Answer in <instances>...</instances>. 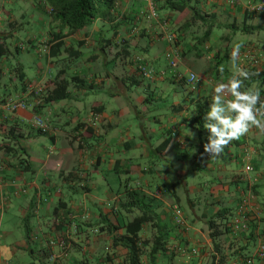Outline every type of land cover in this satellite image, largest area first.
Instances as JSON below:
<instances>
[{
    "label": "crops",
    "instance_id": "1",
    "mask_svg": "<svg viewBox=\"0 0 264 264\" xmlns=\"http://www.w3.org/2000/svg\"><path fill=\"white\" fill-rule=\"evenodd\" d=\"M132 2L133 0H120L118 9L122 12L118 11L117 14H124L125 8ZM22 16L24 17L23 14ZM102 25V22H97L93 32L99 31ZM0 26V31H3L0 37L12 35L5 33L10 29L6 28L7 23L4 24V20L0 22ZM146 27L145 32L148 33L160 30L157 25L148 24ZM162 29L166 30L165 27ZM89 36L94 38L93 35ZM118 38L119 36L115 41H119ZM70 39L65 37V44H73L78 48L75 44H79L81 39ZM6 42L8 44V39ZM93 44L95 47V41ZM156 47L149 45L147 50L141 52L142 56L138 57L146 59L149 66L156 70L168 69L167 63L162 62L165 50L160 51L159 47L156 50ZM105 54L108 57L104 64L116 59L122 70L107 71L99 76L91 75L90 83L86 86L74 89L69 87L66 99L50 103L43 101L37 110H34L37 101L34 94L27 97L30 104L28 109L13 113L0 107V133H9L11 130L8 138L5 137L1 141L9 142L10 147L0 149V255L12 264H129L128 249L123 236L126 234V223L139 215V210L133 206L127 210L126 204L123 203L129 201V191H136L139 199L150 203L161 215V221L168 228L169 247L179 243L181 246L185 244L186 247L193 244V249L199 250V254L194 255L198 257V264H244L245 253L249 254L248 257L253 256V264H261L263 260L256 254V244L264 241L263 203L259 202L256 207H250L253 212L248 231L228 232L219 237L222 245L220 251L215 249L209 235L208 221L212 216L227 209L229 219L237 212L241 199L250 198V187L256 190L257 184L252 182L245 167L243 171L235 172L229 165H221L213 177L215 182H212L208 193H203L202 185L189 186L185 181L190 171L188 169L197 165L198 161L203 164L205 158L213 157L201 152L204 144L195 146L198 154H189L188 150L193 148V137L192 132L187 129L196 125L194 117L199 103L208 102L210 106L215 86L211 81L202 78L199 86L189 87L186 98L193 105L191 111L186 104L181 105L178 100L173 101L171 114L167 115L166 121L160 118L164 114L153 113L150 120L160 127L156 138H152L155 129L147 127V118L142 117L141 142L139 145L131 144L132 139L126 138L122 130H116L119 127L115 119L129 111L126 103L121 102L119 106L116 104L114 108H107L103 101L95 100L89 107L82 99L89 90L93 92L97 86L104 87L107 84L110 95L117 99L120 94L125 93L128 77L130 84H138L134 78L136 75L132 74L130 69L132 65L126 64V53L120 45L106 47ZM62 55L63 53L60 56ZM1 62L0 83L6 72L2 67L4 59ZM182 66L189 68L185 64ZM9 78L13 80L14 74ZM26 79L28 80L27 76ZM141 79L146 80V83L140 84H144L150 91L167 87L172 82L179 85L180 82L169 76ZM51 85L52 81L50 87ZM22 91L23 89H19L15 97L0 92V103L4 98L8 100L20 97ZM163 98V95L149 94L139 97L138 102L142 108L147 109L146 103ZM34 111L43 114L49 122L52 116H56L57 124L53 125L51 122L49 134L52 146L47 147L33 138L35 135L30 131V127L35 129L32 125ZM69 112L79 118L78 122L74 121L73 117L70 120L64 118L70 116ZM98 113L100 117L95 119V114ZM82 114L84 120H80ZM118 131L123 135H118ZM260 134L264 132L260 133L257 127H252L246 135L228 144L234 147L239 156L224 152L227 151L224 149L214 158L228 154L230 161H239L246 148L254 156H260L261 150H264V144H259L257 140ZM15 135H19L18 142L16 138L12 140L11 136ZM166 139L170 141L166 150H155ZM144 160L149 163L143 164ZM210 161V169L206 167L203 173L212 174L215 168L217 169L213 160ZM132 167H135V170L130 172ZM195 169L199 171L201 167L196 166ZM119 173H127L129 178L111 176ZM133 175L138 178L131 177ZM242 181L245 182L244 185L241 184ZM179 183L185 185L183 195H186L194 219L204 225L193 226L191 233L182 231L174 222V205L182 208V194L176 190ZM233 186L236 189L234 191ZM193 192L201 194L198 198L203 205L202 209L197 207L199 202L192 199ZM183 212L188 219L186 212ZM26 222L29 239L26 236ZM157 230V227L146 224L139 236L149 238L150 232L158 235ZM252 230L256 241L250 237ZM140 240L138 243L141 246L144 243ZM244 246L246 248L240 250ZM147 259L143 255V264H151Z\"/></svg>",
    "mask_w": 264,
    "mask_h": 264
},
{
    "label": "rangeland",
    "instance_id": "2",
    "mask_svg": "<svg viewBox=\"0 0 264 264\" xmlns=\"http://www.w3.org/2000/svg\"><path fill=\"white\" fill-rule=\"evenodd\" d=\"M240 1L241 2L239 3L241 4L237 7H234L233 3H235V0H202L201 8L204 12H207L209 14L215 13L218 21L223 23H236L237 25H239L242 24L244 20H246L250 24L264 25V9L260 12H251L247 9L249 0ZM253 3L264 5V0H253ZM50 10L51 8H49V6L43 0H0V22L4 20V24L5 22L7 23L6 28L10 29V31L5 33H12V35L6 36V38H8V46L11 50V54L2 58L4 59V64L2 65V67L6 72L1 79L0 92L12 94V96L15 97L16 92L19 89H22L23 83L19 78L15 76V73H13L15 67L19 63L23 64L25 72L27 74V78L28 80H30L29 82L33 83L35 86H46L47 90L48 88H50L51 81L57 75L58 70L66 71L67 77L73 76L75 74L80 75L86 79V84H88L90 82V76L92 74H96L99 76L104 75V73L107 71L115 72L117 69L122 68L120 67V64H118V61L104 64V56H102L99 50H97V52L100 54V56L99 54H95L96 50L92 49L95 37L93 40V38H91V36H89V34L87 33L88 31H80L68 36L71 39L75 38V40L81 39L80 43L75 45L77 47H80L83 51L84 54L82 57L70 59V57L67 56V53L64 52L60 59L50 57L48 54V50L50 47L49 40L52 38L51 31L57 30V28H54V26H56V22L53 21ZM169 13V11L160 10L161 18L158 21V26L160 28L159 31L161 32V34L159 38H154V35L150 33L148 35L139 34L137 39L134 41L136 50L133 53H130V59L126 62V64L132 65L130 69L133 71L132 74L136 75L134 78L138 83L137 85L130 84V81L126 83L127 87L125 89V93L120 94L117 99L110 95V92L108 91V84L104 87L102 85L97 86L93 92L89 90V92L85 93L82 97L84 104L89 107L95 100L103 101L107 108H114L116 104L119 106L121 102L126 103L127 107H129V111L123 116H120V118L115 119L119 127V129L116 128V130H122L126 138L132 139V142L129 141L131 144L139 145V142H141L142 130L140 121L142 120V117L147 118L145 120L147 127L151 126L152 130L155 129V134L152 133V138H156L160 133V127L158 126V124L155 125L150 120V118L153 117V113L164 114L163 116H160V118H162L163 121H166L167 115L171 114V106L173 104V101L178 100H180L181 105L186 104L191 111L193 105L186 98V94L189 91L188 89H190L189 87L194 85L199 86V82L202 78L211 81L213 86H216L218 83H228V80L231 79L233 74L236 72V67L233 66L232 60L229 55L228 65L230 66L231 74L227 76L222 74H214V68H212L211 66V63L214 62L212 56L214 55V53H219L222 55L227 47L231 50L235 45L242 42L248 43V45H252L255 49L261 51V55H264V31L253 35H244L242 33L234 34L231 32V30L225 28H216L213 32L214 38L210 40L213 43L209 44L210 42L208 41L206 42L207 44H205V49L209 47V49H207V52H201L202 54H198L197 49H194L193 45L197 43V37H201L204 34L205 26L200 22L193 24V26L189 27L188 29L181 28L184 22L190 17V12L188 10H185L183 12L170 13V15ZM22 14L24 15V17L22 16ZM165 22H171L170 24L168 23L167 30L162 29V27L165 26ZM165 31L173 33L176 36L173 45L175 47H179L180 51H182V58L180 63L181 65H178L176 69L185 77H188L190 72H193L199 76V80L193 85H188L185 80H180V82H178L179 85L172 82L169 83L167 87L150 91L144 85L146 83V80L141 79L143 77H150L142 75L143 72H141L139 61L142 58L140 57L138 59L137 57L139 55L142 56L141 52H143V50L148 48V46L151 44L159 47L160 51L169 48L170 44L167 41L161 39ZM1 33H3V31H0V34ZM89 33H91V31H89ZM157 47L156 50H158ZM2 59L0 60V63H2ZM145 61L146 66L151 67L148 65V61ZM162 62L165 64L167 63L168 65L165 52L163 53ZM192 63L194 65H192ZM240 63L245 64V66L240 65ZM240 63L238 62L239 66L247 70L249 72V75L254 73L255 69L247 64L246 61ZM184 64L189 68L187 69V67L182 66ZM167 67L169 68L162 69V71L166 72L163 78L169 76L177 80V78L173 77V67L169 65ZM11 74H14L13 80L9 78ZM127 79L130 80V77H128ZM140 83L144 84L142 85ZM246 88L259 89L260 92H263L264 83L251 84ZM149 94L155 96L163 95L164 98L162 100L156 99L153 102L146 103L145 105L147 109H144L138 102V98L141 96H147ZM0 97L2 96L0 95ZM226 98L232 99L233 97L229 96ZM5 99L7 98H4L2 101L4 102ZM139 110H143L144 112H140ZM68 114H70V116H65L64 118L67 117V120H70L71 117H73V120L78 122V117L73 116L71 112H69ZM41 115L44 116L43 114ZM83 118L84 114L81 115L80 120H84ZM56 120V116L55 118L53 116L51 117V122L53 125L57 124ZM51 122H49L50 131L52 126ZM257 129L260 131V133L264 132V128ZM187 130H189V132H192L191 137H193V139L191 140V145L193 148L188 150L189 154H198L195 146L205 144L207 142L209 132L204 128L200 131V129L197 128V125H194V128L189 127ZM30 131L34 133L33 135H35L33 138L39 140L43 145L47 147L48 145L52 146V140L49 136L50 132L48 134H42L38 130L32 129V127H30ZM120 131H118V135L121 136L123 134ZM3 139V135L0 133V142ZM257 140L259 144H264V134H260L257 137ZM200 148H203V146H200ZM136 149H139V147H136ZM225 149L227 151L224 152H231L233 156L240 155L235 152L236 150H234V147L232 146L227 145ZM177 150L182 151L180 149ZM250 156L251 157L248 160L246 159L245 155H241V157H239V161L237 160L234 162L230 161L231 158L228 154L219 158L215 157L216 159L214 158V156L212 157L214 159L205 158L203 160V164L197 160V165H195L191 169H188L190 171L187 174L185 181L188 182L189 186L202 185L204 187L203 193H208L210 187L213 184L212 182H215L213 177L216 176L218 168L222 167L221 165H229V168H234L235 172H240L243 171V168L246 166V164L250 163L254 167V169L247 173L250 176L252 182H255V184H257V192L254 189H252V191L250 190V195L255 196V199L254 197L251 198V202L253 204L252 207L254 208L259 202L264 204V150H261L260 156H254L252 152L250 153ZM210 160H213V163L217 167V169L215 168V171H213L212 174L203 173L206 170V167L210 169V166L208 165L212 163V161ZM148 163V160L143 161V164L147 165ZM196 166L197 168L201 167V169L197 171L195 169ZM131 170L132 171L130 172H133L135 170V167H132ZM111 176H120L123 179L125 176L128 177V174L119 173L111 174ZM131 177L138 178L137 175H133ZM170 184L171 183H169V186ZM241 184L244 185L245 182L242 181ZM184 188L185 185L179 183L176 190L182 194V210H184L187 214L188 219L186 220L190 226L188 233H191L193 226H202L203 223H198V221L194 219V214L191 212V208L188 204L186 195H183ZM234 190H236L235 186H233V191ZM198 196H201V194H199L198 192H193V194H191L192 199H195L197 202H199V205L197 207L202 209L203 205L200 203V199L198 198ZM198 212L199 211H197V213ZM252 212L253 211L251 209V213ZM155 236L156 234L154 235L150 232L149 238L143 235L139 238L142 240L140 241L144 243L141 246L144 252V256L145 258H148V261V251L152 247ZM259 245L260 243H257L256 247ZM181 247L187 248L190 251L194 248L193 244H191V247H186L185 244ZM245 255L248 256L249 254L245 253ZM252 257L250 256L248 257V259H252ZM198 261V257L182 253V251H178L176 249V244H173L170 245V247L168 245V249L166 251H162L158 254V260L156 264H198Z\"/></svg>",
    "mask_w": 264,
    "mask_h": 264
},
{
    "label": "trees",
    "instance_id": "3",
    "mask_svg": "<svg viewBox=\"0 0 264 264\" xmlns=\"http://www.w3.org/2000/svg\"><path fill=\"white\" fill-rule=\"evenodd\" d=\"M43 1L49 6V8H51L50 14L53 18V21L56 22V26H54V28H57L56 31L55 30L51 31L52 38L49 40L50 47L48 50V54L52 58L61 57L60 55L63 52L67 53V56H69L70 59L82 57L84 53L81 50V48L80 47L75 48L73 44L67 46L65 44L64 38L76 32L92 31L91 33L88 32L87 33L95 37L94 41L96 44L95 47H92V49L96 50L95 51L96 54H99L97 52V50H99L102 56H104V59H106L108 57V56L106 57L105 54L106 47L120 45L126 53V56L124 58H126V62H127L130 59L129 58L130 53H133L136 50V45L134 44V41L137 39L138 35L149 34L148 32H145V30L147 29L146 26L148 24L152 26L153 25L158 26V21L161 18L160 10L169 11L170 13L183 12L185 10H188L190 12V17L184 22L181 28L188 29L189 27L193 26V24L200 22L205 26L204 34L201 37H197V43L193 45L194 49H197L198 54L201 52L202 53L207 52V49H209V47L205 49L206 47L205 44H207L206 42L208 41L210 42L209 44L213 43L210 40L214 38L213 32L216 28L217 29L225 28L231 30V32L234 34L242 33L244 35H253L264 31V25L250 24L246 20H244L242 24L239 25H237L236 23L220 22L218 21L215 13L209 14L202 10L201 8L202 0H156L157 9H158L157 18L148 17L147 4L145 3V0H133L131 5L125 8V12L122 15L117 14L118 11H120V9H118L120 0H43ZM239 2L241 1L235 0V3H233L234 7L239 6L241 4ZM248 10L251 12L252 11L258 12L256 10H250V9ZM121 12L122 11H120L119 13ZM99 21L102 22L104 25L100 27L99 31L93 32L95 24ZM168 23L170 24L171 22H165V26H163L166 28V30L168 28ZM122 33L123 36H121ZM150 34H153L154 38H156L157 35L160 36L161 32L157 30ZM118 36H119L118 38L119 41H115V39ZM7 39L8 38H6V36L0 37V60L3 57L9 56L11 54V50L6 42ZM240 44H248V43L241 42ZM145 50H147V48ZM166 50L167 49H165L164 52H166ZM231 51L232 49L230 50L227 47L225 49V52L222 53V55L219 53H214V55H212L214 62L212 61L213 63H211V66L212 68H214V70L212 69L213 71H215L214 74H218V75L222 74L225 76L231 74L230 66L228 65L229 63L228 58ZM180 53L182 58V51H180ZM137 58L139 59L140 57ZM145 60L144 59L139 60L141 69L143 66H146ZM114 61L116 62V59L111 60L110 62H114ZM168 65H169V61H168ZM221 66H223L224 69L223 73H221L219 70ZM176 68L175 69L173 68V71L176 70L177 72H179ZM13 73H15V76L21 80V82L23 83L22 89L25 90L26 89L25 84L30 80L26 79L27 74L24 70V66L21 63H19L15 67ZM93 75L95 74H92V76ZM173 77L177 78L174 75ZM177 80L180 81L181 79L177 78ZM262 83H264V67L262 70L259 71L254 70V73L249 75V79L244 81L245 88L247 86H250L251 84H262ZM86 85H87L86 79L84 77L77 74L67 77L66 71L60 70L52 80L51 87L48 88V90L47 88L44 90L42 98L44 99L43 101L45 103L58 102L67 98L69 94V87L72 86L74 88L75 87L81 88ZM261 98L264 99V91L261 92ZM208 106H209L208 102H200L199 105L196 107L197 114L194 117V121L197 125V128L200 129V131L204 128L205 125L204 116L208 110ZM0 127L2 128V124H0ZM8 132L11 133V130H9ZM9 133L5 132L4 134L2 133L1 134L3 135V138L5 137L8 138L7 136ZM11 137L12 140L16 138V142H18L19 135H15V137L13 136ZM169 143H170L169 139H166L160 145H158L155 150L162 152L166 150ZM9 147H10L9 142L0 143V149H7ZM201 152L205 153L204 149L201 150ZM252 189L254 188L250 187L251 191ZM253 197L255 199L254 195ZM128 198L129 201L123 203L126 204V209L128 210L131 206H133L134 208H137L139 210V215L135 216L131 221L126 223V234L125 236H123L124 244L128 249L129 264H143L142 259L144 252L142 246H140L138 242L140 238L139 234L146 224H151L153 227L158 228L157 231L159 234L156 235V237L154 238L152 247L148 251L150 263L156 264L158 259V254L168 249V240H169L168 228L161 221V215L156 211V209L153 208L150 203H147L146 201L139 199L137 197L136 191H129ZM226 210L227 209L218 211L208 221V227L210 230L209 235L213 241V245L215 249L218 251L222 249V245L219 240V237L222 234L228 232H234V233L245 232L249 230V227L251 225V219H250V217H252L251 211H248L249 213L247 215L249 219L247 220V227L244 230L232 231V229L230 228L227 222L228 215ZM235 214L236 213H234L233 215ZM27 224L28 223L26 222L25 230H26L27 239H29V228ZM250 237L254 238V240L256 241L255 238L256 236L254 235L253 230L250 232ZM259 243L260 242H258V244ZM176 245L181 246L180 243ZM245 248L246 246L240 248V250L243 251ZM244 258H245L244 264H248V260H249L248 256H245ZM262 260L263 262L261 264H264V259Z\"/></svg>",
    "mask_w": 264,
    "mask_h": 264
},
{
    "label": "built area",
    "instance_id": "4",
    "mask_svg": "<svg viewBox=\"0 0 264 264\" xmlns=\"http://www.w3.org/2000/svg\"><path fill=\"white\" fill-rule=\"evenodd\" d=\"M145 3L147 4V11H148V17L150 18H157L158 17V9H157V1L156 0H145ZM248 9L250 10H256L258 12L263 11L264 5L263 4H255L252 2V0L248 1ZM136 31V29H135ZM156 38H159L157 35ZM175 35L173 33H169L168 31L164 32V35H162L161 39L167 41L170 46L167 48L165 55L166 59L169 61V65L173 67L174 69L181 63V53L178 47H175L173 43L175 42ZM240 57L238 59V62H248L252 68L255 70H262L264 67V55L258 54V50L255 49L252 45L248 44H240ZM240 65L245 66V64L240 63ZM141 72H143V76L146 77H160L163 78L165 75V71H156L155 69L143 66L141 69ZM173 75L176 76L178 79L185 80L188 85H193L195 82L199 80V76L193 72H190L188 77H185L181 72H177L176 70L173 71ZM26 89L22 91V95L18 98H11L6 100L3 103H0V107L3 109H6L10 112H17L18 110H25L29 107L27 97L31 94H36V105L42 104V96L44 93L45 87L42 86H35L31 82H27ZM231 96L230 94L226 95V97ZM100 114H95V119L99 118ZM32 125L43 134L50 132V125L49 121L44 118L43 116L36 113L32 119ZM250 151L246 148L244 155L246 156V159H250ZM253 170V166L248 163L245 166V171L249 172ZM251 198H253L252 195H250V198H242V201L239 205V208L235 215L231 216L227 222L232 229V231H239L244 230L247 227V220L248 217V211H251L252 206L251 205ZM250 199V200H249ZM173 215H174V222L177 227L182 229L185 232H188L190 229L189 224L187 223V220L185 218V215L183 213L182 208L179 205H174L173 207ZM176 249L178 251H182V253L194 256L199 254V250L192 249L191 251L187 248H182L181 246L176 245ZM256 254L259 259H264V241L260 243L258 246V249L256 251ZM253 263L252 259L248 260V264ZM0 264H11L10 261H7L0 255Z\"/></svg>",
    "mask_w": 264,
    "mask_h": 264
},
{
    "label": "clouds",
    "instance_id": "5",
    "mask_svg": "<svg viewBox=\"0 0 264 264\" xmlns=\"http://www.w3.org/2000/svg\"><path fill=\"white\" fill-rule=\"evenodd\" d=\"M240 47L239 44L235 45L230 53L236 72L227 84L218 83L214 87V95L204 116V127L209 132L204 151L211 156H218L228 144L246 135L252 127L264 128V99L261 98L259 89L245 88L244 81L249 79V72L237 63ZM260 53L258 50V54ZM219 70L223 73V66ZM228 94L233 98L227 99ZM34 95L36 98L37 95ZM38 106L35 105L34 110H37Z\"/></svg>",
    "mask_w": 264,
    "mask_h": 264
}]
</instances>
